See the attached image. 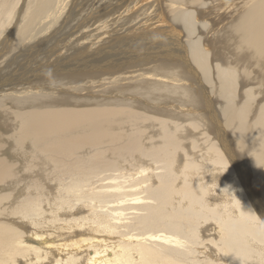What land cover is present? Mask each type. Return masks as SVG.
Here are the masks:
<instances>
[{"label": "bare ground", "instance_id": "bare-ground-1", "mask_svg": "<svg viewBox=\"0 0 264 264\" xmlns=\"http://www.w3.org/2000/svg\"><path fill=\"white\" fill-rule=\"evenodd\" d=\"M128 1L0 0V264H264V0Z\"/></svg>", "mask_w": 264, "mask_h": 264}, {"label": "rangeland", "instance_id": "rangeland-1", "mask_svg": "<svg viewBox=\"0 0 264 264\" xmlns=\"http://www.w3.org/2000/svg\"><path fill=\"white\" fill-rule=\"evenodd\" d=\"M126 2H127V6L131 5V3H129L128 0H126ZM69 16H67L64 12L62 20L64 21L67 20ZM91 18L92 17H87L86 19L82 20L84 30L86 28L87 23L91 20ZM130 25L126 24V29L124 33H123L124 27H120V28L108 27L104 29L102 32L98 33L97 35H92L90 33L87 34L89 39H97V37L104 38L105 47L102 51H110V50L113 51L112 53L102 54V64H104L107 67L105 71L110 70L111 72L113 69L120 70L119 63L121 61L125 59H132L136 56L138 57L139 53L138 54L129 53L131 47H125V46L137 45V41L134 38V33L127 32V29L129 28ZM175 25L179 26L180 24H175ZM59 32H61V27L54 30V33H59ZM64 34L65 32H62L60 35H64ZM125 34H128L132 38L130 40H129V37L122 39L121 36ZM101 42L102 40H98V46L99 44H101ZM95 44H96V41H91L85 49L87 52L85 55L83 54L75 55L74 57L68 60V63L72 65L73 67H76L79 64H83L84 66L89 65L88 60H87L88 55L95 54L98 52V48L96 47ZM169 44L170 42H167L166 45H169ZM114 45H124V46L120 47L118 50L114 47ZM163 58L164 57H161V59ZM83 59L85 60L82 61Z\"/></svg>", "mask_w": 264, "mask_h": 264}, {"label": "clouds", "instance_id": "clouds-1", "mask_svg": "<svg viewBox=\"0 0 264 264\" xmlns=\"http://www.w3.org/2000/svg\"><path fill=\"white\" fill-rule=\"evenodd\" d=\"M51 70H49V72H50Z\"/></svg>", "mask_w": 264, "mask_h": 264}]
</instances>
